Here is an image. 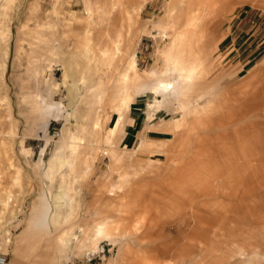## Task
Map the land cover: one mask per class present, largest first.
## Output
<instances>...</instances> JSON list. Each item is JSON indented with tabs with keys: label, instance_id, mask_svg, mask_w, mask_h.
I'll return each mask as SVG.
<instances>
[{
	"label": "rangeland",
	"instance_id": "1",
	"mask_svg": "<svg viewBox=\"0 0 264 264\" xmlns=\"http://www.w3.org/2000/svg\"><path fill=\"white\" fill-rule=\"evenodd\" d=\"M9 2L7 85L0 82V253L7 264H264V0ZM49 20L67 59L87 48L90 29L95 45L111 46L116 66L91 75L107 87L134 62L142 83H153L160 76L152 69L165 71L181 49L198 74L185 96L155 107L147 89L121 116L116 102L97 107L89 84H75L81 64L68 81L62 63L33 65L32 32ZM120 27L132 42L124 56L114 45ZM69 113L72 138H87L72 166L64 162H72V140L62 133ZM43 189L52 203L73 194L75 207L59 231L20 240L17 250ZM102 221L116 242L81 249ZM65 237L73 247L68 259L57 248ZM242 250L251 256L240 258Z\"/></svg>",
	"mask_w": 264,
	"mask_h": 264
},
{
	"label": "bare ground",
	"instance_id": "2",
	"mask_svg": "<svg viewBox=\"0 0 264 264\" xmlns=\"http://www.w3.org/2000/svg\"><path fill=\"white\" fill-rule=\"evenodd\" d=\"M0 4H1L0 16L2 17V19H4L3 21H0V82L3 85H7L5 81V75L7 71V61H8L10 50H11L12 32L10 29L11 25L10 26L6 25V22H8L9 20V16H7V14L4 13L3 8L10 5V2L9 0H2ZM89 5L87 4L86 6L87 10H90L91 8ZM113 6H115V3ZM131 16L132 15L129 13V18H131ZM172 24L173 23H171V25ZM26 25H27V21L23 24V31H24L23 36L27 34V31H28ZM130 25H132V21L130 22ZM57 28L58 27L50 25V20H49L48 22L42 23L38 27V30H36L35 32L34 31L32 32V37L30 38L31 42H29L30 43L29 56H30V59L33 65L36 68H38V66H41V65L48 67L49 64L55 65L58 63H62L65 69V74H64L65 80L68 81L69 76L76 72L75 64H81L80 69L78 70L80 71V74L75 84H79L80 82L83 84H89L91 102H93L95 106L97 107L98 106L102 107V105L106 103L107 100L111 102L113 101L114 103L116 102L117 103L116 109L121 116H124L125 109H127L131 105L132 97L135 96V94L145 92L147 89L153 90L154 93L156 94L155 107L163 106L168 101L169 97L171 96H174L176 98L185 96L188 86L192 85V83L195 81L196 76L198 74L199 68L192 67L187 62V60L183 57L184 54H182L183 49H181L177 53L175 54L173 53L172 56L170 55L172 58L169 59L168 67L165 71L159 73L157 68L154 67L152 69L151 74L153 75L159 74L160 76L153 83L149 85H144L142 83L140 79L141 77L139 76V72L137 71V68H136L137 66L136 62H134L133 64H130L129 65L130 67L127 69L126 68L124 69L123 67V70H121L120 73L118 74L117 80L112 84L111 87H107L106 83H104L100 78L94 79V80L91 79L92 78L91 75L94 72L96 73L97 70H100L101 68H103L102 67L103 64H109L112 69L113 67L116 66L115 65L116 56L113 57L112 55L113 51L110 49L111 46L102 48V47H99L98 45H95L94 41L96 37L94 35L95 38H93V32H92V29H90L88 32L87 48L82 53L75 52V51L71 52L70 57L72 58L67 59L64 56L66 52L63 50V45H64L62 41L63 38L60 37V35H56L55 33V30H57ZM121 30L122 29L120 27L115 35L117 39L114 40V45H115V49L117 53L119 55L124 56L127 53L131 52L132 48L130 47L131 45L130 43L132 42H131V35L129 33L130 31L129 32L125 31L123 33L121 32ZM167 36H168V32L165 31L161 33V38H165ZM153 37L156 38L157 36L154 35ZM68 48H69V45H68ZM131 73L134 74L133 78L129 77ZM143 85L146 87H144ZM59 105L60 103H55V106L49 104V106L47 105V108L49 110V109H52L53 107L57 108L59 107ZM92 108L93 107L91 106V109ZM70 114L71 113H69L67 116L68 124L66 123V125L63 127L62 133L65 137H68L70 138V140H72L70 142L72 146V162L64 161L66 165L72 166V164L75 163L78 157H80L81 154L83 153L81 149L84 148V146L87 144V138L84 135L83 137L78 138V139L72 138L73 136H72L71 129L69 126L71 125L70 123L71 118L69 117L72 116ZM75 115H77V112H75L73 116ZM12 117L13 116L9 114V119L14 121ZM82 117L84 118V116ZM98 124L99 122L96 121L95 125H98ZM81 128L85 129V131H87L88 129L87 126L84 124L81 126ZM93 130L90 131L88 129V132L90 135L93 134ZM57 155L58 154H56L51 159L50 161L51 166H53L54 163L56 162ZM59 156L61 155H58V157ZM77 181L79 180L77 179ZM72 186H69V187H72ZM66 199H69L71 203L69 212L62 210L64 206L63 205L64 201ZM74 207L75 205H74L73 194L71 195L66 192L59 194L54 198V203H52L51 200L49 199L48 192L43 189L32 208L31 215L27 220V225L24 227L20 235L22 237L21 240L23 239L24 240L26 239L34 240L33 238L34 235L39 234L44 230H47L49 234H51L53 233L51 231L52 227H54L55 230L59 231L61 224L64 223V221L67 219V216L70 215L71 210ZM116 230L118 234H122L120 233L121 231L118 226H116ZM115 233H112L108 230L106 221L98 222V224L95 227L94 233L86 241L82 242L79 247H81V249L83 250H88V249H90L89 251H91V249L97 250V247H98L97 245L101 240L107 239V240L116 242V240L114 239ZM60 239L61 240L57 243V248L58 250H60V252H63V254L65 255V258L68 259L69 254L67 253V251L73 248L71 246V239H69L68 237H65L64 239L63 238H60ZM121 249H123V247ZM236 255H238V252L236 253ZM239 256L240 258H245V257L247 258V256L250 257L251 255L249 254L246 255L245 251L242 250L241 252H239ZM251 261H248V262H251Z\"/></svg>",
	"mask_w": 264,
	"mask_h": 264
},
{
	"label": "built area",
	"instance_id": "3",
	"mask_svg": "<svg viewBox=\"0 0 264 264\" xmlns=\"http://www.w3.org/2000/svg\"><path fill=\"white\" fill-rule=\"evenodd\" d=\"M105 250V248L103 247V251ZM98 254V251L96 252H90L87 254V259L88 260H93L94 258H96ZM0 264H7V257L5 254L0 253Z\"/></svg>",
	"mask_w": 264,
	"mask_h": 264
},
{
	"label": "crops",
	"instance_id": "4",
	"mask_svg": "<svg viewBox=\"0 0 264 264\" xmlns=\"http://www.w3.org/2000/svg\"><path fill=\"white\" fill-rule=\"evenodd\" d=\"M133 119V122L135 121V119L134 118H132ZM148 133H149V135H150V133H153V130H151V132L148 130L147 131ZM150 137H151V135H150ZM153 137V136H152ZM22 233V232H21ZM21 233H20V235H21ZM19 235V239H18V241H17V245H16V249L18 250L19 249V246H20V244H19V242H20V240L22 239V237ZM24 240V239H23ZM29 239H26V241H28ZM25 241V240H24Z\"/></svg>",
	"mask_w": 264,
	"mask_h": 264
}]
</instances>
